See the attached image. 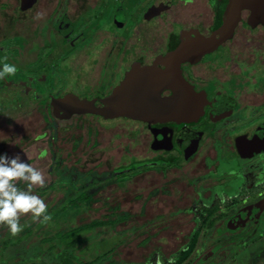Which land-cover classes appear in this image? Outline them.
<instances>
[{
  "label": "flooded vegetation",
  "instance_id": "obj_1",
  "mask_svg": "<svg viewBox=\"0 0 264 264\" xmlns=\"http://www.w3.org/2000/svg\"><path fill=\"white\" fill-rule=\"evenodd\" d=\"M245 3L0 0V69L9 62L24 73L0 86L20 95L0 98L31 99L80 129L69 136L86 156L75 160L82 178L74 174L70 201L99 203L98 229L143 236V249L152 236L166 246L180 235L182 264H247L264 251V5ZM42 89L96 107L117 95L114 105L135 106L149 89L152 105L182 109L61 114L35 98Z\"/></svg>",
  "mask_w": 264,
  "mask_h": 264
},
{
  "label": "rangeland",
  "instance_id": "obj_2",
  "mask_svg": "<svg viewBox=\"0 0 264 264\" xmlns=\"http://www.w3.org/2000/svg\"><path fill=\"white\" fill-rule=\"evenodd\" d=\"M15 66L16 73L10 77L5 75L0 79V86L20 81L21 75L24 73L20 66ZM70 79L76 81L75 76H71ZM14 89L15 86L11 85L8 88V91L12 90L10 93L4 91L0 95L3 99L20 95L19 90ZM32 102L31 99L29 102L21 99L19 102L12 101L10 103V101L3 102L0 98V155L19 154L21 159L27 160L28 163L45 172L47 179L45 187H36L33 192L47 204V214L51 216V219L47 222L34 221L30 213L23 214L20 217L23 230L16 235H12L7 227L4 229V226H0V245L1 236L4 235L5 230L4 238L7 239L6 243L8 244L4 259L10 261L9 264H31V258L36 256L37 264L40 261H44L46 264H60L55 259L51 260L48 257V244L39 242L42 238L52 234L48 241L49 245L56 244L57 249L54 252L60 250L62 252L64 247L68 246L66 251L76 261L89 260L99 256L106 262L102 264L180 263L183 252L182 236H167L166 246L156 244L159 236H152L151 245L143 249L138 245L143 236L113 233L108 228L105 231L98 229L105 226L102 219H97L99 214L105 211L99 203L92 204L90 208L86 206L88 203L83 204L84 208L80 205L77 208L74 207L70 201L74 197L70 193L74 183L72 180L74 174L77 175L78 180L82 178V174L76 171L79 166L76 165L75 160L84 162L86 156L82 154L81 149L75 150L77 144L70 140L69 136L71 131L78 132L80 129L74 128L75 125L69 127L72 120H68V117L66 119L57 118L53 108H50L48 112L45 111V108L38 107ZM78 123L80 121L75 122V124ZM117 124V121H110L107 126ZM95 143L89 142L85 145V149L94 147ZM79 147H83V145ZM85 162L87 164H84L85 166H91L94 160ZM105 169V166L99 168L100 171ZM19 186L24 187L23 184ZM218 237L231 238V236ZM238 245L239 243L235 246ZM156 247L161 248V251H157ZM40 249L42 251L37 254ZM104 252L109 253L104 254ZM145 255L147 259H144ZM192 260L190 264L194 263V259ZM108 261L111 262L107 263ZM228 263L229 259L222 264ZM0 264H4V262L0 260ZM247 264H264V251L255 254Z\"/></svg>",
  "mask_w": 264,
  "mask_h": 264
},
{
  "label": "clouds",
  "instance_id": "obj_3",
  "mask_svg": "<svg viewBox=\"0 0 264 264\" xmlns=\"http://www.w3.org/2000/svg\"><path fill=\"white\" fill-rule=\"evenodd\" d=\"M16 71L15 65L3 63L0 79L14 75ZM46 183L45 172L21 159L19 154L0 155V226H6L12 235H16L23 230L20 224L23 214L30 213L34 221H49L47 204L33 192L34 188H43Z\"/></svg>",
  "mask_w": 264,
  "mask_h": 264
},
{
  "label": "water",
  "instance_id": "obj_4",
  "mask_svg": "<svg viewBox=\"0 0 264 264\" xmlns=\"http://www.w3.org/2000/svg\"><path fill=\"white\" fill-rule=\"evenodd\" d=\"M27 2H29V0H22V4ZM262 5H264V0H247V3H245L242 7L256 9V7L259 8ZM141 94L142 95L138 97L139 104L135 106L114 105L117 101H119V95L99 99V102L102 103V106L99 107L94 105L96 101L95 99H80L71 93L65 94L63 97H55L53 93L47 92L43 89L36 92L35 98L48 97L55 105L57 112L61 114H63L67 109L78 108L88 110L96 115H101L104 118L116 117L120 115H129L130 117L141 118L158 112L165 113L171 109H175L177 111L182 109L180 107H159L152 105V98L150 96L151 91L149 89L141 91Z\"/></svg>",
  "mask_w": 264,
  "mask_h": 264
},
{
  "label": "trees",
  "instance_id": "obj_5",
  "mask_svg": "<svg viewBox=\"0 0 264 264\" xmlns=\"http://www.w3.org/2000/svg\"><path fill=\"white\" fill-rule=\"evenodd\" d=\"M6 226H4V229H5ZM78 228V227H77ZM6 234V230L4 232V235ZM4 235L1 236V245H0V260H2L4 262V264H9L10 261H6L4 258V254L5 252L7 251L8 249V244L6 243L7 242V239L4 238ZM52 235V234H51ZM51 235L49 236H46L44 238H42V240H39V242H41V244H48L47 245V253L49 254L48 257H50V259H55V261H58V263L60 264H102V263H106L104 262V260L100 259L99 256L93 258V259H89V260H78L76 261L75 258L70 255L69 252H67L66 250H68V246H65L64 247V250L61 252L58 251V252H54L55 249H57V246L56 244H50L49 245V239L51 237ZM42 251L41 249L38 250L37 254ZM109 252H104V254H108ZM189 253H191V251H189ZM36 259V256L35 257H32L31 260L32 262H30L31 264H37V261H35ZM111 261H108L107 263H109ZM12 264H16V263H12ZM38 264H46L44 261H40L38 262ZM178 264H182V258H181V261L180 263Z\"/></svg>",
  "mask_w": 264,
  "mask_h": 264
}]
</instances>
